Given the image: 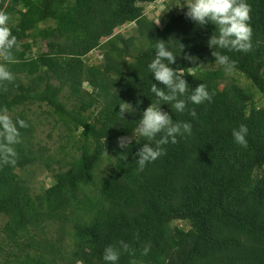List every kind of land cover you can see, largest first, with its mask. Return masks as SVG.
Segmentation results:
<instances>
[{
	"label": "trees",
	"instance_id": "1",
	"mask_svg": "<svg viewBox=\"0 0 264 264\" xmlns=\"http://www.w3.org/2000/svg\"><path fill=\"white\" fill-rule=\"evenodd\" d=\"M155 1L0 0L16 37L12 60L0 54L13 77L0 81V109L28 124L16 164L0 165V264H104V249L121 240L129 251L118 264H264V0H246L252 49L218 50L235 61L231 71L212 56L214 24L188 19L181 1L184 12L168 11L159 28L143 8ZM126 25L133 34L119 33ZM161 40L188 94L203 83L210 102L178 113L151 91L169 93L147 71ZM93 53L101 59L89 64ZM226 72L248 83L221 85ZM123 102L133 110L121 118ZM153 104L192 134L141 171L138 124ZM30 106L53 121V148L36 141ZM241 124L247 146L232 137ZM120 137L130 139L126 152ZM38 169L50 185L33 186Z\"/></svg>",
	"mask_w": 264,
	"mask_h": 264
},
{
	"label": "clouds",
	"instance_id": "2",
	"mask_svg": "<svg viewBox=\"0 0 264 264\" xmlns=\"http://www.w3.org/2000/svg\"><path fill=\"white\" fill-rule=\"evenodd\" d=\"M183 7L187 9L185 15L191 21L201 26L209 23L216 26L217 31L208 43L210 47L216 48L212 56L225 71H231L235 61L218 50L248 52L252 49V27L249 23L251 9L246 0H186ZM8 20L7 14H0V54L6 61L12 60L11 50L16 44V37L8 27ZM170 42H156L155 56L147 64V71L155 81L164 85L169 93L165 94L157 89L155 84L152 85L151 91L164 102H170L176 112L183 113L189 103L200 105L205 101L210 102L212 96L203 83L191 89L188 94L190 87L186 79L171 66L175 64L177 55ZM185 58L194 60L191 56ZM12 78V73L4 65H0V81H10ZM132 110L129 103L123 102L119 105L121 118ZM190 115L195 117V110H192ZM26 127V121H13L6 108L0 109V165L16 164L17 152L14 146L21 142L19 129ZM138 133L146 141L136 153V163L139 170L143 171L148 164L165 154L164 145L177 143L178 137L190 136L192 125L186 121L174 122L167 112H162L157 104H153L143 111L139 119ZM157 134H161L158 139ZM248 134L249 129L244 124L232 130L234 142L241 146H247ZM128 145V137L119 138L118 146L124 152L127 151ZM149 250V247H145L143 255H147ZM122 251H129V244L123 240L119 241L118 245L107 246L102 256L104 264H118Z\"/></svg>",
	"mask_w": 264,
	"mask_h": 264
},
{
	"label": "rangeland",
	"instance_id": "3",
	"mask_svg": "<svg viewBox=\"0 0 264 264\" xmlns=\"http://www.w3.org/2000/svg\"><path fill=\"white\" fill-rule=\"evenodd\" d=\"M181 1L186 3V0H156L154 3L150 4V5H144V14L148 17L149 20L153 21L159 28L162 27L163 22L167 19V17L169 16L168 11H174L176 13H183L184 11L182 10L181 7H178V3H180ZM170 5H172L170 7ZM170 7V9H169ZM45 26L43 25L42 28H44ZM133 25H126L122 28H120L119 33L124 34V35H130V33L133 34V30H132ZM41 28V27H40ZM131 34V35H132ZM41 45V43H40ZM43 45V44H42ZM96 53H93V57H89V64L92 63H96L98 62L101 57L99 55H97ZM211 69L216 70L218 67H210ZM204 69V68H202ZM199 69H195V70H190L189 73H193L194 71H197ZM201 71V69H200ZM224 80L221 82V85H225L226 83H228L229 81H232L233 79H236L238 81V83L241 86L246 85L248 82L243 78L242 75H238L235 73H231V72H226L224 74ZM256 99V98H255ZM257 102V101H256ZM258 107L263 106L264 107V103L263 102H259ZM45 108H37V107H32L30 106L28 108V111H26L27 116H30L34 122L35 125V137H36V141L41 142V144L46 145L48 148H53L54 144L57 143V134L58 132L56 130L52 131V127L53 126V121L51 120V118H47L46 120H44V116H45ZM33 115V116H32ZM52 133V134H51ZM49 134L51 135V139H49ZM130 141V139H129ZM116 145L118 146V141L116 142ZM49 148V149H50ZM33 170L36 171V168H32ZM27 174V172H26ZM48 173L45 170H39L36 172V175L33 178V186H39V185H45L49 182V177H48ZM29 177V176H28ZM29 180H31V178L29 177ZM48 185H50L48 183ZM178 226L185 228L186 226H183L181 224H177Z\"/></svg>",
	"mask_w": 264,
	"mask_h": 264
}]
</instances>
